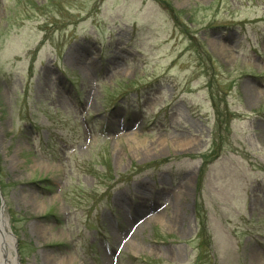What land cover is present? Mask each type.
<instances>
[{"label":"rangeland","instance_id":"rangeland-1","mask_svg":"<svg viewBox=\"0 0 264 264\" xmlns=\"http://www.w3.org/2000/svg\"><path fill=\"white\" fill-rule=\"evenodd\" d=\"M163 159L182 204L112 258L125 221L94 200L142 188L153 172L133 167ZM0 190L21 264H264V0H0ZM48 211L59 227L33 219Z\"/></svg>","mask_w":264,"mask_h":264},{"label":"bare ground","instance_id":"bare-ground-1","mask_svg":"<svg viewBox=\"0 0 264 264\" xmlns=\"http://www.w3.org/2000/svg\"><path fill=\"white\" fill-rule=\"evenodd\" d=\"M130 141L134 144H136L132 139H130ZM188 144L190 143L189 141H187ZM181 143H186V142H179L177 144H181ZM46 205L44 203L40 204L39 207L37 206V208L39 210L45 208ZM0 252L2 253L3 256L6 255L7 258V264H10V248L12 249V234L10 233V231L8 230V222L5 218H1V222H0ZM63 263H66V259H63Z\"/></svg>","mask_w":264,"mask_h":264},{"label":"water","instance_id":"water-1","mask_svg":"<svg viewBox=\"0 0 264 264\" xmlns=\"http://www.w3.org/2000/svg\"><path fill=\"white\" fill-rule=\"evenodd\" d=\"M9 250H12L11 248ZM15 261H18L17 259H15L13 261V264H17L15 263ZM0 264H7V258H6V255L3 256L2 253L0 252ZM10 264H12V260H10Z\"/></svg>","mask_w":264,"mask_h":264}]
</instances>
